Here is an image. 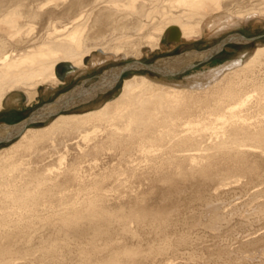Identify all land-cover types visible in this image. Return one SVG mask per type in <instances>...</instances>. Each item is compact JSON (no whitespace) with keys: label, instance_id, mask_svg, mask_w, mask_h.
<instances>
[{"label":"bare ground","instance_id":"obj_1","mask_svg":"<svg viewBox=\"0 0 264 264\" xmlns=\"http://www.w3.org/2000/svg\"><path fill=\"white\" fill-rule=\"evenodd\" d=\"M231 1L235 3L238 0H235V1L231 0ZM231 1H228V0H93L92 3H86V0H0V110H3V108L8 109L13 97H16L17 99H21V100L26 99L27 103L34 101L39 96V89L38 88L41 85H47L49 83L53 84V85L59 84L60 81H63L69 73L74 72L80 66H84L85 65V58H87V57L91 58L92 64H95L96 61L94 60V58L98 55L95 52H99V50H101L103 53H111V54H115V55H118L120 53H124L125 55H128L129 50H131V46L133 44L132 43L133 41L131 39L133 36L130 35V31L134 30L140 36L142 35V37H144L145 39H148V42L151 44L152 48H154V49L160 47V45L162 44L161 38L164 34H166V40L168 42H170V41L172 42L173 40H179L180 38L186 39V38H189L191 36L202 35L203 33H205V30H206V27L208 26V24L211 23V20L216 16L214 14H216V12H220L221 9L227 7ZM262 1H264V0H262ZM59 2L65 3V6L63 8H61L59 13H56V12H54V9L50 6H52L55 3H59ZM135 2L140 3V10H138V8L137 9L133 8L132 3H135ZM242 2H240L239 4H241ZM102 4H104L105 7H99L100 5L102 6ZM78 10H82L80 12V15L77 17H73L70 21H68V23L62 25L61 28H58L54 25L55 21L53 20V18L64 19L63 16H65L66 18H70L71 16H68V13L71 14V13L76 12ZM95 12H96V15H93ZM58 14H61V15H58ZM249 14L250 13H248L247 15H243V17L248 16ZM91 16H94L95 20H94L92 26L88 28L87 21L91 18ZM45 18L48 19L45 32H43V34H40V35H35L34 32H35L37 27L33 23L37 22V24L42 28V25H44L43 21L46 20ZM96 20H98V24H97ZM213 24H215V23H213ZM39 26H38V28H39ZM101 27H102V29L105 28L107 30V32H104V31L102 32ZM220 27H222L220 30H223L227 26H225V27L220 26ZM242 35H244V34H242ZM114 41H115V43L113 45H110V42H114ZM199 56L200 55H198V54H193V53L187 52L181 56L175 57L172 60H167L169 62H167L166 65L168 67L180 66L181 64L184 65V64L188 63L189 61H193L194 59L199 58ZM137 61H140V60H137ZM241 61L236 60V61L229 62V63H226V64L221 65V66L217 65V67H215L213 69H209L208 72H204V73H201V72L200 73H194V74L191 73L189 75L184 74L186 76H184L183 81L160 82V81L152 80L144 74L143 75L142 74L136 75L135 73H138V72H133L132 73L133 76L130 79L124 80L121 92L117 96H115L113 99L106 101L100 107L98 106L97 109L90 110V111H87V112L81 113V114H69V115H66L65 113L59 114L58 116L53 117L54 119L52 121H50L44 128H40V129H32L31 127L26 128L23 131V133L16 140L13 141V142H15V141L16 142L14 144H12L11 147L6 149L5 152L9 153L8 160L15 159L14 160L15 163H13L11 165H5V163L3 161H0V175H3L4 173L5 174L9 173L10 177H12V176L18 177L20 175L21 171L23 172V170L27 169V163L24 162V157L27 156V157L35 158L34 156L40 155L42 153L43 145L45 143L47 145L49 144L51 147V148H49L50 150L45 153V157L46 156L49 157L50 162H49V164L48 163L45 164V168L39 172L36 169H32V170L28 171L27 176L29 178V183H28V181L26 183H23L24 185L22 186V188L24 187V189L21 188L22 190L16 189V191L18 192L17 194H14L11 192H7V193L3 192L2 191L3 188H6L10 184H6V183L0 184V195H1L0 205H1V202H2V204L7 202L8 204H6V205H10L9 212L7 210V213H9V216L7 217V215L5 214L7 217V218L6 217L5 218L10 219L12 213H14V214H16V216H18L17 215L18 212L23 214L24 216L26 214L28 215V212H31V210H32V208H30L31 206H29V205H31V202H30V204H28L29 201L26 203H24V201H26L27 198L30 200V197H31V201H32V198H33V200H35V199H37L38 196L42 197L40 195H43V194L48 195V196H44V197H48L45 201L47 204L46 205L47 207L49 206V204H51L50 202H52V199L53 200L55 199V196H54V198L52 196L56 195V194L58 195L60 192H62V196H61L60 200H64L63 197L64 196L66 197V195H68L67 192H69V190H70L69 184H72V182L77 180V178H80V181H81V176H83L85 174V172H88V170L85 171V168L83 165L84 161L89 162V164L93 167L95 166V168L97 167V165L99 166L100 163H102V164L104 163V162H101V161H103L102 157L104 156L103 154L108 151L106 149H109V148L104 149V144L101 143V141H105L109 137L112 139V142L110 144L111 146H110L109 150H111L113 147H115L116 149L118 148L117 150H119L118 156H115L116 153H118V152H115L116 149L114 150L115 154L113 153L115 157H113V158L110 157L111 154H110V156H108L109 154L107 155V159H109L108 161H112V164H115V165L118 164V166H119L118 167L119 170L116 169V167H115V169L118 170L117 171L118 173L116 174L114 172L115 170L113 171L116 175L114 174V176H112L113 178L111 179V181L112 180L120 181L121 176H123V178L125 179V181H124L122 178L124 183L128 182V184L129 183L130 184L131 183L138 184L135 187V190L138 192H135V194H134V195L138 196L140 193L139 191L141 189H143V188H141V186H142L141 182H143L144 180H143L142 176L140 178L139 177L137 178L136 175L134 176V174H133L134 172H132L134 177H131V179H130V176L128 175L129 172L127 173L126 172L127 170L124 169V164H126V163H125V161L123 162L124 159H121V157L123 155H125V153H127V152H129V154H131V151L135 150L136 148L138 151L140 150V153H141L144 150L143 149L144 145H146V144L148 146H151L150 148L149 147L147 148V150L149 152L153 148H157V147H155V145L157 146V144L153 143L155 141H157V142L159 141V143H161L160 141H164L163 144H166L167 142L165 139L169 140L168 136L173 135V134H169L170 131L166 133V128L168 130V127H166V128H164V127L166 124H169L168 122L174 123L175 119L179 120V118H183L182 120L185 121L184 125L186 127H188L189 130L192 129L194 131L195 129L198 128V124H200L199 120H197L196 123H194V121H192L193 118L195 119L198 117L196 115L197 113H195L196 108H198V107L199 108H205L203 111H204V113H206V116L210 119L216 120L215 125H213L212 128L205 126L206 129L209 130V134L207 137L208 138L210 137L209 140L207 139L208 143L210 141V148H209L210 153L209 152L207 153L208 157L217 158L216 156L219 155L220 152H224V151H227L226 153L232 152V155H235V157H237L238 159L240 158L241 160L244 158L243 154H247V152L249 150H251V151L255 150V152L259 150L260 153L263 154L264 153V130H262V127H261V130L259 129L260 131H258L255 128L257 130V131L255 130L257 132V133H255V137L254 138H248V136H247L248 134H246L245 131H242V130L239 131V129L243 126V123L245 121L244 118L239 115V113L242 112L240 110H243L244 106H246V99L241 100V98H240L242 95V92H243V85H244V82L240 78L247 77L251 74H254L256 71H259L261 68H264V46L256 48L255 51L253 52V54L247 60H245L244 62H241ZM62 63H65V64L69 63L72 66V70H67L65 68H62L61 73H64L65 77L63 79H60L59 76L56 74V69ZM206 68H208V67L206 66ZM204 71H206V70H204ZM259 90L264 95V85H262V87H260ZM23 91L26 93L25 96L22 95ZM235 100L240 101L239 103L236 104V105H238L237 107L236 106H230V108L225 107V106H228V104L226 105L225 103H228L230 101H235ZM223 109H224V112L228 113L230 116V118L226 121H222L220 118L223 115V112H221ZM192 116H197V117L192 118ZM218 120L220 122H218ZM178 123H179V121L176 124H178ZM244 124H246V123H244ZM218 125H219V127H218ZM250 125H252V124H250ZM170 126H169V128H170ZM174 126H176V125L174 124ZM252 126H255V125H252ZM252 126H250V127H252ZM230 127H232L233 132H234L233 137L224 138L223 137L224 132H227L226 128L228 130V128H230ZM105 128L108 131L102 136L103 138L101 139V141H99L98 137L94 134L96 133V131L98 129L104 130ZM174 128H172V129H174ZM244 128H246V127H244ZM252 131H253V129H252ZM170 133H172V130ZM60 134H61L62 139H63V142L61 144L63 148L58 146V144L56 143V140H55V137H58ZM239 135H240V137H239ZM249 136L251 137L252 135H249ZM225 137H227V136H225ZM172 139H173V137H172ZM185 139H188V138L183 137V139L182 138L175 139L176 141L173 142V144H172L175 153L176 152H184V153L186 152L187 153L188 151H190L189 143L191 141L189 139V143H188ZM170 142H172V140ZM81 145H83L84 149L82 147L81 148L79 147ZM161 146L163 148V145H160V147ZM190 146H192V144ZM170 147H171V145H170ZM205 147L208 148L207 145H205ZM205 147H203V148H205ZM144 148L146 149V147H144ZM69 149L75 150L77 154H74L72 152L70 153V151H68ZM157 150H158V148H157ZM204 150H207V149H204ZM207 151H205V152H207ZM107 153H109V152H107ZM143 153H147V152L144 151ZM139 154L137 152V155H139ZM202 154H203V152H202ZM185 156H186V158L188 157V159L190 161L194 159V157L192 155L188 154ZM242 156H243V158H242ZM231 157L232 156H230L229 158H231ZM204 158H206V157H204ZM104 159L106 161V158H104ZM82 160H84V161L82 162ZM227 160L229 163L230 159H227ZM52 161H53V164H51ZM166 161H168V160H166ZM210 161L212 162V160H210ZM234 161H236V160H234ZM242 161H240V163H242ZM18 162L21 165H23L24 167L23 168L19 167L20 168L19 170L11 172L12 171L11 167L14 168L16 163H18ZM131 163H133V161ZM134 163H136V162H134ZM211 164H213V163H211ZM108 165H109V163H108ZM128 165L130 166V164H128ZM214 165H217V164L215 163ZM218 165H219V163H218ZM104 166L103 167L105 169L106 165H104ZM153 166H151V167H153ZM182 166H183V164H180V163H177L175 165V167H177L178 170ZM184 166H186V164ZM154 167L156 170V166H154ZM171 167H173V166H171ZM201 167H202V165H201ZM100 168L98 170H101ZM111 168H112V166H111ZM135 168H137V166ZM229 168H231V166ZM242 168H243V166H242ZM93 169H92V171H93ZM104 169H102V170H104ZM110 169H108V170H110ZM182 169H183V167H182ZM201 169H200V172H201ZM102 170H101V172H102ZM108 170L105 173H102L103 176L107 175L110 172ZM120 170H121V173L126 172L128 176L126 174L119 173ZM155 170H153V171H155ZM235 170H236V168H235ZM144 171H147V170L145 169ZM203 171H204V168H203ZM96 172H97V170H96ZM113 172L111 173L112 175H113ZM177 172H181V171L171 172V174H169L167 172L168 175L165 174L166 176L163 177L165 182L166 183L168 182L170 184V186L173 188L172 191H170V189H169L170 192H168L165 195L166 201L170 200L171 205H173V203H176L178 197L184 193V191L182 190L183 192H181V194L179 193L180 195L178 194L179 188H178V186H176V184H178V182L176 183V181H177L176 180L177 179L176 173ZM185 172H184V174H185ZM206 172H208V171H206ZM210 172H212V171H210ZM240 172H241V170H240ZM240 172H239V174H240ZM141 173L142 172H140L139 176L141 175ZM162 173H163L162 174V176H163L164 172H162ZM195 173H197V171ZM201 173H204V172H201ZM223 173H225V170H224V172L223 171L221 172V175ZM241 173H243V172H241ZM100 174H98V176H100ZM129 174H131V173H129ZM146 174L148 175L147 172H146ZM199 174H196V175H199ZM225 174H223V175H225ZM89 175H87V177ZM137 175H138V173H137ZM160 175L161 174L159 172V176ZM189 175H194V174H189ZM229 175L230 174L228 173V176ZM98 176L95 178H98ZM108 176H110V174H108ZM214 176L215 177H213V178L216 179V175H214ZM226 176L224 178H222V176H221V178L219 177V181L222 183V185L230 186L231 184L236 183L235 185L238 186L239 184H241V182H240L241 178L240 179L236 178V180H234V181H232L230 178V180L232 181L231 184L228 183L229 181H227V182L224 181L225 178H228ZM234 176L235 175H233V177ZM193 177H191L192 178L191 180H193ZM199 177L201 178V176H199ZM204 177H205V175H204ZM235 177H237V176H235ZM18 178H20V177H18ZM109 178H111V176ZM155 178H157V177H155ZM197 178H198V176H197ZM163 179H161V180H163ZM204 179H207V178H204ZM258 179L260 180L259 183L261 182V180H263V179H260L259 176H258ZM258 179H256V182H258L257 181ZM83 180L85 181L84 178H83ZM186 180H187V178H186ZM97 182H98V180L95 181V183H97ZM107 182H110V181H107ZM112 182H114V181H112ZM112 182H110V183H112ZM181 182H180V184H181ZM82 183H83V181H82ZM100 183L101 184L105 183L108 186V183H106V180H102V182H100ZM100 183L98 182L99 185H100ZM263 183H264V181H263ZM80 184H81V182H80ZM80 184H79V186H80ZM116 184H114V185H116ZM72 185H74V184H72ZM76 185H75V187H76ZM82 185L84 186L85 184H82ZM126 185L127 184H125V186ZM235 185H233V186H235ZM241 185L243 186L244 184H241ZM241 185H239V186H241ZM83 186H82V188H83ZM96 186H98V185L96 184ZM85 187H87V186H85ZM85 187H84V189H85ZM119 187H120V185H119ZM130 187H131V185H130ZM147 187H149V186H147ZM222 187L223 186H221V188ZM56 188L59 189V192L57 190L58 193L56 192L54 194L53 190ZM95 188H97V187H95ZM254 188H256V187H254ZM76 189H77V187L75 188V190ZM225 189H226V187H225ZM80 190H78V191H80ZM144 190H146V189H144ZM130 191H132V190H130ZM19 192L22 195H18ZM86 193H88V191L85 192V194ZM24 195H26V196H24ZM76 195H78V194H76ZM86 195H87V199H86V201L84 200L85 202H83V203H77V204L73 203L71 205H68L67 203L61 204V206L62 205H68V206H66V207L63 206V208H61V206H60L59 207L60 212L57 215V216H59V218H61L60 219V222H62L61 227L63 229H66V230L67 229L74 230V232H75L74 235L78 236V238L79 237L81 238V237L85 236L86 234H93V235H98V236L102 235V234L106 233V231L108 230V228L110 226L109 219H107L106 215L103 213L102 210L98 209V207H99L98 206L99 202H97L98 196L96 197V195H94L93 193L92 194L88 193ZM119 195H120V193H119ZM23 196L26 198H24ZM70 196H72V198H73V195H70ZM122 196H123V194H122ZM79 198L80 197H78V199ZM99 198H101V197H99ZM124 198H122V199H124ZM190 198H196V196L191 195ZM39 199H41V198H39ZM39 199H37V200H39ZM42 201H44V200H42ZM42 201H41V203L43 204ZM58 201L55 203H58V205H59L62 201H60V203ZM69 201H70V199H69ZM76 201H79V200H76ZM129 201H128V203H129ZM11 202H12V204H9ZM64 202H66V201H64ZM71 202H73V200ZM139 203L140 204L136 205L135 207L133 206V208L135 210L130 208L132 210H128V211H130V213L128 212V214H129L130 219L136 221L138 224L142 225L143 227H144L143 224H147L151 227H154L156 225H159V226L164 225L166 223V221L168 220L169 214L167 213V211L162 210V212L158 211L159 213H157V212L154 213L150 210H147L144 207V205H141L142 204L141 200ZM11 205H12V207H11ZM58 205H56V206H58ZM125 205H127V204H125ZM130 205L132 206V204H130ZM130 205H128V206H130ZM40 206H41V204H40ZM40 206H39V208H40ZM101 206H103V205H101ZM2 208H3V205H2ZM35 208H36V205H35ZM41 208H43V207H41ZM56 209L58 210V208H56ZM47 210H48V208H47ZM49 210H51V209H49ZM54 210H52V212ZM1 211H2V209H1ZM138 211H142V213L138 214ZM107 212H108V210H107ZM21 214H19V215H21ZM30 214H31V217H33V215L36 216V214H32V213H30ZM38 215H40V213ZM53 215H55V214H53ZM107 215H109V214H107ZM2 217H3V215H2ZM20 217L18 216L17 218H20ZM53 217H55V216H53ZM120 217L123 220V217H125V216H123V217L120 216ZM55 218H57V217H55ZM127 218H128V216H127ZM26 220H28V219H26ZM114 220H115V218H114ZM47 221H49V220H47ZM0 222H1V220H0ZM18 222L13 221V222H11V224L12 223L16 224ZM54 222H55V220H54ZM56 222L58 223V221H56ZM110 222H111V219H110ZM22 223H24V219H23ZM84 223L87 225L86 227L84 226L85 225ZM11 224H8V225H11ZM21 224H17V226H14L15 227L14 229L18 230V232L20 234L22 232H24L27 227H29L28 225L23 226ZM111 224H113V223H111ZM138 224H136V225H138ZM56 226H58V225H56ZM5 227L8 228V226H6L4 224V228ZM42 227H43V225H42ZM123 228H124V226H123ZM144 228H147V227H144ZM8 229H10V228H8ZM129 229L126 230V232H127L126 234H128V232L130 233V231L132 230V229H130V231H129ZM121 230H119V231H121ZM10 231H11V229H10ZM10 231H9V233H10ZM117 231H118V229H117ZM112 232H114V231H112ZM2 233H3V231H2ZM109 233H110V231H109ZM109 233H107V234H109ZM118 233L121 234V232H118ZM72 234H71V236H72ZM61 235H63V234H61ZM5 236L11 237V235L10 234L7 235V233L5 234ZM13 236H14V234H13ZM0 237H2V236H0ZM105 237H106V235H105ZM76 238L77 237H75V239ZM4 239L5 238H2V240H4ZM90 239H92V238H90ZM100 239H101V237H100ZM6 240H8V239L6 238ZM23 240H24V237H23ZM19 241H21V240H19ZM81 241H83V239H81ZM91 241H93V239ZM44 244L41 246H44ZM86 244H89V242L88 243L86 242L85 245ZM114 244H117V243H114ZM14 245H15V243H14ZM82 245L85 246L84 244H82ZM9 246L11 247L10 244H9ZM50 246H52V245H50ZM89 246L90 245H88V247ZM95 246L96 245L92 246L93 250H94ZM112 246H113V244L111 245V247ZM115 246H118V245H115ZM7 247H8V245H7ZM7 247H6V245L1 247V243H0V254H1L0 256H2L3 253H5V255H6V253H8L9 248H7ZM109 247H110V245H109ZM49 248H51V247H48V249ZM63 248H64V246H63ZM69 248H71V247H69ZM39 249H42V247ZM44 249L47 250V248H44ZM51 249H53V248H51ZM95 249L97 250L96 247H95ZM107 249L108 248H105L103 250L107 251ZM117 249H118V247H117ZM88 250L89 249L86 248L87 252H88ZM91 250L92 249H90V251ZM22 251H21V253H22ZM43 251H42V255H44ZM16 252L19 253L18 251H16ZM25 252H27V251H25ZM117 252L115 253V255H117ZM124 252L127 253L128 251H124ZM131 252L132 251L128 252L129 253V254L127 253L128 255L126 254L127 257L131 255ZM46 253H47V251H46ZM91 253H93V251ZM103 253H105V252H102L101 254H103ZM25 254L26 253H24V255ZM70 254L71 253H69V255ZM157 254H160V253H157ZM76 255H77V253H76ZM115 255H111V257H113ZM135 255H136V253H135ZM142 255H144V254H142ZM147 255L149 256V253ZM160 255L163 256V254H160ZM10 256H11V253H10ZM14 256H15V253H14ZM20 256H22V255H20ZM89 256H87V257H89ZM138 256H141V255H138ZM8 257H9V255H8ZM59 257H60V255H59ZM102 257H103V255H102ZM111 257L109 258V256H108L109 260H107V264H117V263H114L112 260V259H114V260L117 259V257L116 256H115V258L114 257L111 258ZM120 257H121V255H119L118 259ZM124 257H125V255H124ZM127 257H126V259H127ZM22 258H24V257H22ZM28 258H30V257H28ZM40 258L41 257H39L38 259H40ZM52 258H54V257H52ZM90 258H91V256L89 257V259ZM131 258H132V256H131ZM155 258H157V257H155ZM59 259H62V258L60 257ZM102 259H104V258H102ZM149 259H151V257ZM42 260H43V258H42ZM56 260H57V258L55 259V262H56ZM133 260H135V259H131L132 262H133ZM204 260H205V262L207 261L206 259H204ZM4 261H6V260H4ZM49 261H50V259H49ZM52 261H54V260H52ZM9 262L10 261H8L6 263L9 264ZM24 262H26V261H24ZM60 262H58V263H60ZM69 262L71 263V261H69ZM118 262H119L118 264L121 263L120 260ZM191 262H193V261H191ZM195 262L193 264H196L199 261L196 263ZM79 263L80 262H78V264ZM173 263H175V262H173ZM0 264H2L1 261H0ZM86 264H89L87 262V260H86ZM94 264H95V262H94Z\"/></svg>","mask_w":264,"mask_h":264},{"label":"rangeland","instance_id":"obj_2","mask_svg":"<svg viewBox=\"0 0 264 264\" xmlns=\"http://www.w3.org/2000/svg\"><path fill=\"white\" fill-rule=\"evenodd\" d=\"M92 1L93 0H86V3H92ZM228 1H231V0H228ZM233 1H235V0H233ZM242 1L243 0H238L235 3L231 1L227 7L221 9L220 12H216V14H214L216 16L211 20V23L208 24V26L206 27L205 33H203L202 35L191 36V37L186 38V39L180 38L179 41L173 40L172 42H168L166 40V34H164L161 38L162 44L160 45V47L155 48V49L152 48L151 44L148 42V39H145L144 37H142V35L140 36L134 30L130 31V35L133 36L131 38L133 41L132 42L133 44L131 46V50H129L128 55H125L124 53H120L118 55L111 54V53H103L101 50H99V52H95L96 54H98L94 58V60L96 61L95 64H92L91 58H89V57L85 58V65L80 66L74 72L69 73L63 81L59 80L60 81L59 84L53 85V84L49 83L47 85H41L42 87L40 86L38 88L39 89V96L34 101L27 103L26 99L21 100V99H17L16 97H13V99L11 100V103H10L11 107L9 106L10 108L5 109L4 110L5 112L4 111H2V112H3V114L4 113H10L11 115H13L12 116L13 121H17V120L19 121V119L26 117L33 109H35L41 103H44V102H47V101L53 99L54 97L58 96L60 93L70 89L71 87H73L74 85L80 83L81 81H83L85 79L93 80L94 77L99 75L102 71H104L110 67L122 64L124 62L131 61V60H140L142 62H153L156 59L167 57V56L184 54V53L190 52L192 50H202V49H205V48L213 45L214 43H216L224 35L232 33V32L241 33L247 37L264 34V1H262V0H244L243 2ZM240 2H242V3L239 4ZM103 5L104 4H102V6L100 5L99 7H105V5L104 6ZM64 6H65V3L59 2V3L53 4L50 7H52L54 9V12L59 13L61 8H63ZM132 6H133V8H136V9L138 8V10H140V3H137V2L132 3ZM81 11L82 10H78V11L73 12L71 14L68 13V16H71L70 18H66L65 16H63L64 19L53 18V20L55 21L54 25L58 28H61L62 25L68 23V21H70L73 17L79 16ZM248 13H250L248 16L243 17V15H247ZM58 15H61V14H58ZM93 15H96V12ZM45 19L46 20L43 21L44 25H42V28L37 24V22L33 23L37 27L35 32H34L35 35H40V34H43V32H45L47 21H48L47 18H45ZM94 20H95V17L91 16V18L87 21L88 28L92 26ZM96 22L98 24V20H96ZM213 23H215V24H213ZM38 26H39V28H38ZM220 26H224V27L227 26V27H225L223 30H220L222 28ZM101 29H102V27H101ZM103 31L107 32V30L105 28L102 29V32ZM114 43H115V41L110 42V45H113ZM261 46H264V38L254 42L250 45H230V46H227L221 54H219L218 56L213 58L207 64L199 65V67L198 66L195 67L196 69L194 68V69H192L191 72L189 71L185 74L189 75L191 73L194 74V73H200V72L201 73L208 72L209 69H213V68L217 67V65L221 66V65H224L226 63L233 62L236 60H239V61L242 60L241 62H244L253 54V52L255 51L256 48L261 47ZM206 66L208 68H206ZM204 70H206V71H204ZM135 74L136 75H140V74L143 75L144 73L138 72ZM144 75H146V74H144ZM186 75H182V76L178 77L177 80L183 81L184 76H186ZM132 76H133L132 73L123 76L115 88H113L111 91H109L105 95L101 96L99 99H97L93 103L89 104L88 106L78 108L74 111H71V112H68L65 114L66 115L81 114V113H85V112L90 111V110L97 109L98 106L100 107L106 101L113 99L115 96H117L122 90L124 80L130 79ZM151 77H154V76L151 75ZM240 79H242V81L244 82L243 92H242V95L240 98H241V100L246 99V106L247 107L244 106L243 110H240L242 112H240L239 115L244 118L245 121L244 120L243 121L246 124L243 123V126L239 129V131L240 130L245 131L246 134H248L247 135L248 138H254L255 133H257L256 132L257 130L260 131L261 127H262V130H264V95L259 90V88L262 87V85H264V68H261L259 71H256L254 74H251L247 77H243ZM22 95L25 96L26 93L23 91ZM239 102H240L239 100L230 101L228 103H225L226 105L228 104V106H225V107H227V108H230V106H236L237 107L238 105H236V104ZM204 109L205 108H199V107L196 108L195 113H197L196 115L198 117L192 116V118L197 117L195 119L194 118L192 119V121H194V123H196L197 120L200 121V124H198V128H197L198 130L197 129H195L194 131L192 129L189 130V128L184 125L185 121L182 120L183 118H179V120L175 119L176 122L175 121H174V123L168 122L169 124H166L164 127V128L168 127V130L166 128V133L169 131L171 132V130H172V133L169 132V134H173L174 136L173 135L168 136L169 140L165 139L167 142V143L165 142L166 144H163L164 141H160L162 144L159 143V141L158 142L155 141L156 143L153 142L154 144H157V146L155 145V147H157L158 150H157V148H153V149L151 148L154 152L152 150L148 152L147 148L148 147L150 148L151 146H148L147 144L146 145L143 144L144 147H146V149L143 147L144 150L143 151L141 150L142 151L141 153H140V150L138 151L136 148L135 150H132L134 153L132 151H131V154H129V152H127V153H125V155H123L121 157V159H124L123 162L125 161V163H126V164H124V169L127 170L126 171L127 173L128 172L131 173V174L128 173V175L130 176V179H131V177H134L136 175L137 178L138 177L140 178L142 176V178L144 180L143 182H141V185L143 187L140 185L141 188H143V189H141L139 191L140 193L138 196L134 195L135 192H138L135 190V187L138 184H134V183L128 184V182L124 183L125 179L123 178V176H121L120 181L117 180L118 182L115 180H112L114 182L111 181V179L113 178L112 176H114L115 173L116 174L118 173L117 171L119 170V168H118L119 166H118V164L117 165L112 164V161H108L109 159H107V155L109 154L108 156H110V154H111L110 157H112V158L115 156H118L119 150H117L118 148L116 149L115 147H113L114 149L112 148L111 150H109L110 146H111L110 144L112 142V139L110 137L108 139H106L105 141H101V139L103 138L102 136L108 131L105 128L104 130L98 129L94 135H96L98 137V140L104 144V149L109 148V149H106V150H108L107 152H109V153L105 152L103 154L104 156L102 155L103 161H101V162L105 163V164L104 163L103 164L106 165V168L104 169L105 166L102 163H100L101 165L99 164V166L101 168L98 165H97L98 168L97 167L95 168V166L94 167L91 166L89 164V162L82 160V162L83 161L85 162V163L83 162L85 171L88 170V172H85V174H84L85 176L84 175L81 176V181H80V178H77V180H75L76 182L75 181L72 182V184H74V185L69 184L70 190H69V192H67L68 195H66L67 194L66 193L65 194L66 197L65 196L63 197L64 200H60L61 196H62V192H60L58 195L56 194V195L52 196L53 198L55 196V199L54 200L52 199V202H50L51 204H49V206L47 207L46 206L47 204L45 201L48 197H44V196H48V195H44V194L40 195L42 197L38 196L37 199H39V198H41V199L33 200V198H32V201H31V197H30V200L27 198V200L24 201V203L29 201L28 204H30V202H31V205H29V206H31L30 208H32V210L34 209L33 211L31 210V212H28V215L30 213H32V214H36V216L33 215V217H31V214L29 216L26 214L27 216L25 215L26 216L25 217L23 214L18 212L17 215L19 217L21 216L20 218H17L18 216H16V214L12 213L10 219H6L9 216V213H7V210L9 212L10 205H6V204H8L7 202L4 204H2V202H1V205H0V220H1V222H0V236H2V237H0V243H1V247L5 246V245L7 247V245H8L7 248H9V251H8V253H6V255H5V253H3V255H2L3 257L0 256V261L2 262V264L3 263L8 264V263H6L8 261H10L9 264H13V263L14 264H32V263L33 264H53L55 262L56 258H57V260L54 264H57L62 259L63 260L58 264H64V263L65 264H67V263L71 264L72 262H73L72 264H78V262H80L81 264L82 263L86 264V260L89 264H94V262H95V264H107V260H109L111 255H115V253L117 251H118L117 255H115L117 257V259H115V260L112 259L113 262L117 263V264L119 263L118 262L119 260L122 264H193L195 261L196 262L199 261L198 263L195 262L196 264H248V263L249 264L250 263L251 264H264V183H263V181H264V156H263L264 153L263 154L260 153L259 150L256 152H255V150L254 151L249 150L247 152V154H243V156H244V158L242 156V158L244 159V160L242 159L243 161L240 158L238 159L237 157H235V155H232V152L226 153L227 151L220 152L219 155L216 156L217 158L208 157L207 153L208 152L210 153V149H209L210 148V141L208 143V140L210 137L209 138L207 137L209 134V130H207L205 126L212 128L213 125H215L216 120L208 118L206 116V113H204V111H203ZM224 109L221 111V112H223V115L220 117L222 121H226L230 118L229 114L224 112ZM1 113H0V124L4 122L1 119ZM9 116L10 115H6L7 118H11ZM53 119L54 118H51L42 124L33 125V126H31V128L32 129L44 128ZM178 121H179V123L176 124ZM218 122H220V121L218 120ZM5 124H9V123H5ZM174 124L176 126H174ZM250 124L255 125L256 127L252 126ZM169 126L171 129L169 128ZM250 126H252V127H250ZM218 127H219V125H218ZM244 127H246V128H244ZM172 128H174V129H172ZM252 129H253V131H252ZM226 131L227 132H224V136L222 135L224 138L233 137L234 132H233L232 127L228 128V130L226 128ZM240 135H239V137H240ZM249 135H252V136L250 137ZM225 136H227V137H225ZM172 137L174 140L172 139ZM183 137L188 138V139H185L188 143H189V139L191 141L190 143L192 144V146H190L191 144L189 143L190 151L187 152L189 155H192L194 157V159L191 161L188 159V157L186 158L185 155H188L186 152H185L186 154L184 152H176L175 153V151L173 149L172 144H173V142L176 141L175 139H179V138L183 139ZM170 139L172 140V142H170L171 141ZM55 140H56V143L58 144V146L62 147L61 144L63 142V139H62L61 134L58 137H55ZM15 142L0 145V161H3L5 163V165H11V164L15 163L14 162L15 159L8 160L9 153L5 152L6 149L11 147L12 144H14ZM160 145H163V148H162V146L160 147ZM170 145L172 148L170 147ZM205 145H207L208 148L205 147ZM79 147L80 148L82 147L84 149L83 145H81ZM203 147H205V148H203ZM49 148H51L50 145L49 144L47 145L45 143L43 145L42 153L40 155L34 156L35 158L27 157V156L24 157V162L27 163V169L23 170V172L21 171L20 175L18 176L20 178L15 177V176L10 177L9 173L8 174L4 173L5 175L4 174L0 175V184H2V183L10 184L6 188H3L2 191L5 193L11 192V193L17 194L18 192L16 191V189L20 190L22 188V186L24 185L23 183H26L27 181L29 183V178L27 176L28 171H30L32 169H36L39 172L45 168V164H47V163L49 164V162H50L49 157H47V156L45 157V153L50 150ZM204 149H207L208 151L204 150ZM114 150H115V152H118V153H116L115 156H114V154H115ZM68 151H70V153L72 152L74 154H77L75 150L69 149ZM136 151L138 152V154L139 153L140 154L137 155ZM144 151H146L147 153H143ZM205 151H207V152H205ZM202 152H203V154H202ZM203 156L206 158H204ZM230 156H232V157L229 158ZM104 158H106V161ZM227 159H230L229 163H228ZM131 160L133 161V163L134 162H136V163H134V164L131 163L132 162ZM166 160H168V161H166ZM210 160H212V162ZM234 160H236V161H234ZM240 161H242V163L243 162L244 163L242 164V163H240ZM108 163H109V165H108ZM177 163L183 164V166H182L183 169L181 167L178 170V168L175 167V165ZM211 163H213V164H211ZM215 163L217 165H214ZM218 163H219V165H218ZM51 164H53V161ZM128 164H130V166L131 165L132 166L130 167ZM185 164H186V166H184ZM153 165L156 166V170H155V167ZM201 165H202V167H201ZM111 166L113 169L111 168ZM136 166H137V168H135ZM151 166H153V167H151ZM171 166H173V167H171ZM230 166L232 169L229 168ZM242 166H243V168H242ZM19 167L23 168L24 166L18 162V163H16L14 168L11 167V170H12L11 172L19 170L20 169ZM115 167L118 170H116ZM99 168L101 170L102 169H104V170H102V172H101V170H98ZM203 168H204V171H203ZM235 168H236V170H235ZM92 169H93V171H92ZM106 169L107 170L110 169V170H108L110 172L109 173L107 172V173L110 174L111 178H109L110 176H108L107 173H106L107 175H104L105 177L103 176L102 173H105L107 171ZM145 169L147 171H144ZM200 169H201V172H204V173H201ZM96 170H97V172H96ZM153 170H155V171H153ZM182 170L183 171L185 170L186 172L188 171L189 173L188 172L186 173L184 171L186 174L185 175ZM205 170L208 172H206ZM209 170L212 172H210ZM224 170H225V173L226 172L227 173L226 174L223 173L225 175H223V174L221 175V172L222 171L224 172ZM240 170L243 173H241ZM139 171L142 172L140 176H139V174H140ZM161 171L164 172L163 176H162L163 173ZM175 171H181V172L176 173V178H177L176 183L178 182V184H176V186H178V188H179L178 194L179 193L181 194V192H183V191H184V193L181 195L179 194L180 196L178 195L179 197H178L176 203H173V205H171L170 200L166 201L165 195L168 192L172 191L173 188L170 186V184L168 182L167 183L165 182L163 177L168 175V173L171 174V172H175ZM196 171H197V173H195ZM112 172H113V175L111 174ZM126 172L121 173V170L119 171V173L127 175ZM132 172H134L133 173L134 176H133ZM146 172L148 173V175L146 174ZM159 172L161 174L160 176H159ZM239 172H240V174H239ZM137 173H138V175H137ZM228 173L230 174L229 176H228ZM86 174L87 175L90 174V175L87 177ZM98 174H100V176H98ZM189 174H194V175H189ZM196 174H199V175H196ZM219 174L222 176V178H224L227 175L226 177H228L229 179L225 178L224 181H226V182L229 181L228 183H230V184L232 181L236 180V178H238V179L241 178L240 179L241 181L240 180L239 181L241 182V184H244V185L242 186L241 184H239V185H241V186H239L237 184L239 187L235 185L236 183L231 184L230 185L231 187L228 185H222V183L219 181V177L221 178V176ZM204 175H205V177H204ZM214 175H216V179L213 178V177H215ZM233 175H235L237 177H235V176L233 177ZM97 176H98V178H95ZM197 176H198V178H197ZM199 176H201V178ZM202 176L204 178H207V179H204ZM258 176L260 177V179H263V180H261L262 183L261 182L259 183L260 180L258 179ZM155 177H157V178H155ZM191 177H193V180H191L192 179ZM83 178L85 179L86 182L83 180ZM122 178L124 181L122 180ZM186 178H187V180H186ZM230 178L232 181L230 180ZM161 179H163V180H161ZM256 179H258L257 180L258 182H256ZM97 180L99 183L102 182V180H106V183H108V186L105 183H104L105 185L103 183L102 184L100 183V185L98 184V182L95 183V181H97ZM82 181H83V183H82ZM107 181H110L112 183L107 182ZM80 182H81V184H80ZM180 182H181V184H180ZM79 184H80V186H79ZM82 184H85V185L83 186ZM96 184L98 186H96ZM114 184H116V185H114ZM125 184H127V185L125 186ZM75 185L77 187L76 190H75V188H76ZM81 185L83 186V188ZM119 185H120V187H119ZM130 185H131V187H130ZM220 185L223 187L221 188ZM233 185H235V186H233ZM85 186H87V187H85ZM147 186H149V187H147ZM224 186L226 187V189ZM84 187H85V189H84ZM95 187H97V188H95ZM254 187H256V188H254ZM58 188L53 190L54 194L57 192V190L59 192L60 188L59 189ZM22 189H24V187ZM144 189H146V190H144ZM169 189H170V191H169ZM78 190H80V191H78ZM130 190H132V191H130ZM87 191H88V193H91V194L93 193L94 195H96V197L98 196L97 197L98 198L97 202H99L98 209L102 210L103 213L106 215L107 219H109L110 226H109L108 230L106 231V233H104L102 235L98 236V235H93V234H86L85 236L78 238V236L74 235L75 234L74 230L70 229L71 230L70 231L69 229L66 230V229H63L61 227V223H62V222H60L61 218H59V216H57V215L60 212L59 207L61 206V204L67 203L68 205H71L73 203L77 204V203L85 202L87 199L86 194H88V193L85 194V192H87ZM119 193H120V195H119ZM76 194H78V195H76ZM122 194H123V196H122ZM190 194L192 196H196V198H190L191 197ZM18 195H22V194H20V192H19ZM70 195H73V198ZM24 196H26V195H24ZM0 197H1V195H0ZM78 197H80V198L78 199ZM99 197H101V198H99ZM24 198H26V197H24ZM122 198H124V199H122ZM69 199H70V201H69ZM71 199L73 200V202H71L72 201ZM40 200L41 201L44 200V201H42L43 204L41 203ZM76 200H79V201H76ZM140 200L142 202L141 205H144V207L147 210H150L154 213L155 212L159 213L158 211L162 212V210L167 211V213L169 214V218L166 221V223L164 225H160V226L156 225L154 227H151L147 224H143L144 227H147V228L149 227L147 229V228H144L142 225L138 224L136 221L130 219L129 214H128V212L130 213V211H128V210L134 209L133 206L135 207L136 205L140 204L139 203ZM57 201L59 203H60V201H62V202L58 205V203H55ZM64 201H66V202H64ZM128 201L130 204H132V206L128 203ZM9 204H12V202ZM40 204H41V206H40ZM125 204H127V205H125ZM2 205H3V208H2ZM35 205H36V208H35ZM56 205H58V206H56ZM68 205H62L61 208H63V206L66 207ZM101 205H103V206H101ZM128 205H130V206H128ZM39 206H40V208H39ZM11 207H12V205H11ZM41 207H43V208H41ZM47 208H48V210H47ZM56 208H58V210ZM130 208H132V209H130ZM1 209H2V211H1ZM49 209H51V210H49ZM52 210H54V211L52 212ZM107 210H108V212H107ZM37 213L38 214L40 213V215H38ZM140 213H142V211H138V214H140ZM5 214L7 215V217ZM19 214H21V215H19ZM53 214H55V215H53ZM107 214H109V215H107ZM2 215H3V217H2ZM53 216H55L57 218H55ZM120 216H122V217L125 216L126 218L123 217V220H122ZM127 216H128V218H127ZM113 217L115 218V220ZM23 219H24V223H22ZM26 219H28V220H26ZM110 219H111V222H110ZM47 220H49V221H47ZM54 220H55V222H54ZM13 221H16V222L19 221V222L16 224L15 223L11 224V222H13ZM56 221H58V223ZM47 222L48 223L50 222L49 223L50 225ZM111 223H113V224H111ZM4 224L6 226H8V228H10L11 231L7 227H5L6 228L5 229ZM8 224H11V225H8ZM17 224H21L23 226L28 225L29 227H27L28 229L26 228V230L20 234L18 232V230L14 229L15 228L14 226H17ZM136 224H138V225H136ZM42 225H43V227H42ZM56 225H58V226H56ZM84 226L86 227L87 225L85 224ZM123 226H124V228H123ZM116 228L118 229V231ZM129 228L132 229L131 230L132 232L130 231ZM128 229H129L130 233L128 232V234H126L127 233L126 230H128ZM119 230H121V231H119ZM2 231H3V233H2ZM9 231H10V233H9ZM109 231H110V233H109ZM112 231H114V232H112ZM118 232H121V234H119ZM6 233H7V235L10 234L11 237H9V236L6 237L5 236ZM107 233H109V234H107ZM13 234H14V236H13ZM61 234H63V235H61ZM71 234H72V236H71ZM129 234L130 235L132 234V235L130 236ZM105 235H106V237H105ZM23 237H24V240H23ZM75 237H77V238L75 239ZM100 237H101V239H100ZM2 238H5V239L2 240ZM6 238L8 240H6ZM90 238H92L93 241H91L92 239H90ZM81 239H83V241H81ZM19 240H21V241H19ZM85 241L87 243L89 242V244H86L87 246L85 245V243H86ZM14 243H15V245H14ZM114 243H117V244H114ZM9 244L11 245V247L9 246ZM43 244H44V246H41ZM82 244H84L85 246H83ZM108 244L110 245V247ZM112 244H113V246H112L113 248L111 247ZM50 245H52V246H50ZM88 245H90V246L88 247ZM91 245L92 246L96 245L95 247L97 248V250L95 249V247L93 250V247ZM115 245H118V246H115ZM63 246H64V248H63ZM41 247H42V249H39ZM48 247H51L53 249L55 248V249L54 250L51 248L48 249ZM69 247H71V248H69ZM117 247H118V249H117ZM44 248H47V250H45ZM86 248L89 249L88 252L86 251ZM105 248H108L110 251L108 249H107V251L106 250L104 251L103 249H105ZM90 249H92V250L90 251ZM24 250L27 251L28 253L25 252ZM41 250L42 251L44 250L43 253L45 256L42 255ZM16 251H18L19 253H17ZM21 251H22V253H21ZM46 251H47V253H46ZM74 251L77 253L78 256L76 255V253ZM92 251H93V253H91ZM101 251L105 252V253L101 254L102 253ZM124 251H128V252L132 251V252H131V255L127 257V255L129 253L127 252L128 253L127 254ZM10 253H11V256H10ZM14 253H15V256H14ZM24 253H26V254L24 255ZM69 253H71V254L69 255ZM107 253L108 254L110 253V254L108 255ZM135 253H136V255H135ZM148 253H149V256L151 255L150 256L151 259H149L150 257L147 255ZM157 253L163 254V256L160 254H157ZM118 254L121 255V257L119 259H118V257H119ZM123 254L125 255V257ZM142 254H144L145 256ZM8 255H9V257H8ZM20 255H22V256H20ZM59 255L62 259H59L60 258ZM86 255L87 256L90 255L91 258L89 259L90 256L87 257ZM102 255H103V257H102ZM138 255H141V256H138ZM108 256H109V258H108ZM115 256H113V257L115 258ZM131 256H132V258H131ZM152 256L153 257L155 256L157 258L154 257L155 258L154 259ZM22 257H24V258H22ZM28 257H30V258H28ZM39 257H41V258L38 259ZM52 257H54V258H52ZM113 257H111V258H113ZM126 257H127V259H126ZM129 257L131 259H135L136 261L133 260V262H132ZM144 257L145 258L147 257V258L145 259ZM42 258H43V260H42ZM102 258H104V259H102ZM49 259H50V261H49ZM204 259H206L207 261L205 262ZM4 260H6V261H4ZM52 260H54V261H52ZM24 261H26V262H24ZM69 261H71V263ZM191 261H193V262H191ZM173 262H175V263H173Z\"/></svg>","mask_w":264,"mask_h":264},{"label":"water","instance_id":"obj_3","mask_svg":"<svg viewBox=\"0 0 264 264\" xmlns=\"http://www.w3.org/2000/svg\"><path fill=\"white\" fill-rule=\"evenodd\" d=\"M263 38L264 34L251 37L244 36L237 32L226 34L216 43L205 49L190 51V53L200 55L199 58L189 61L184 65L181 64L180 66L168 67L166 64L169 62L167 60H172L183 54L159 58L153 62L131 60L110 67L95 76L93 80L85 79L70 89L60 93L53 99L39 105L22 120L12 124L1 123L0 145L13 142L28 127L45 123L59 114L68 113L78 108L88 106L115 88L122 77L127 74L141 72L146 74L148 78L155 81H179L177 80L178 77L184 75L199 65L208 63L213 58L221 54L226 46L250 45ZM62 68L72 70V66L69 63H62L59 67H57L56 74L60 79L65 77V74L61 73ZM151 75L154 77H151Z\"/></svg>","mask_w":264,"mask_h":264},{"label":"crops","instance_id":"obj_4","mask_svg":"<svg viewBox=\"0 0 264 264\" xmlns=\"http://www.w3.org/2000/svg\"><path fill=\"white\" fill-rule=\"evenodd\" d=\"M44 103H45V102H44ZM41 104H43V103H41ZM41 104H40V105H41ZM38 106H39V105H38ZM38 106H37V107H38ZM10 107H11V106H10ZM10 107H9V108H10ZM4 110H5L4 108H3V110H0V113H1L2 111H4ZM4 112H5V111H4ZM6 115H10L9 117H11V118H7ZM12 116H13V115H11L10 113H4V114H3V112L1 113V119L4 121L3 123H9V124H12V123H16V122H18V120H17V121H13V120H12ZM24 118H25V117H24ZM22 119H23V118L19 119V121L22 120Z\"/></svg>","mask_w":264,"mask_h":264}]
</instances>
